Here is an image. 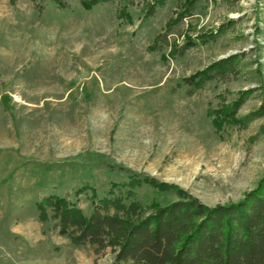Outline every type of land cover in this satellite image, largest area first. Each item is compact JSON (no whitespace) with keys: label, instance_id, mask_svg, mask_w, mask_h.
<instances>
[{"label":"rangeland","instance_id":"1","mask_svg":"<svg viewBox=\"0 0 264 264\" xmlns=\"http://www.w3.org/2000/svg\"><path fill=\"white\" fill-rule=\"evenodd\" d=\"M66 1L63 9L55 0H0V264H112L111 248L75 245L57 220L40 219L37 204L49 195L86 215L93 198L118 196L149 214L153 202L178 195L147 184L129 195L112 184L147 175L213 206L242 199L264 177V118L218 132L209 115L247 89L238 116L264 105V0H199L171 26L185 0H168L150 18L145 0L92 10ZM220 26L211 42L169 56ZM160 35L168 42L152 50ZM232 55L239 59L226 78L188 93L186 78Z\"/></svg>","mask_w":264,"mask_h":264},{"label":"trees","instance_id":"2","mask_svg":"<svg viewBox=\"0 0 264 264\" xmlns=\"http://www.w3.org/2000/svg\"><path fill=\"white\" fill-rule=\"evenodd\" d=\"M55 1L60 8L68 7L66 0ZM114 1L81 0V4L86 10H92L102 3ZM167 1L145 0L146 18L155 15L157 8ZM198 1L185 0L183 10L177 19L169 22L170 26L191 16ZM38 7L42 11L43 5ZM119 16L131 19L125 10H121ZM224 29L220 26L215 31L201 33L197 39L188 37L184 45L172 48L169 56H183L193 45L211 42ZM167 42V35H160L151 49L158 50ZM238 59L239 55L229 56L186 78L184 82L190 86L188 93L193 94L210 81L226 78ZM252 92V89L241 91L230 103L209 110L216 131L264 118V105L247 115L238 116ZM144 184L159 193L173 192L179 199L164 205L153 202L149 207L151 211L146 214L147 208L141 209L136 201L126 204L120 196L99 201L93 198L94 210L86 215L67 197L49 195L37 204L39 216L42 221L57 220L59 232L67 235L75 245L90 244L98 254L111 248L114 254L112 264H264V177L242 199L213 206L177 185L137 173H131L128 182L113 183L112 187L113 190L129 187L131 195L135 188ZM49 207L53 209L51 216L47 211ZM111 208L117 212L109 213ZM137 211L141 214L136 215Z\"/></svg>","mask_w":264,"mask_h":264}]
</instances>
